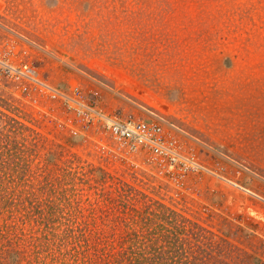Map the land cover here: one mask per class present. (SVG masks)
Returning a JSON list of instances; mask_svg holds the SVG:
<instances>
[{"label":"rangeland","instance_id":"obj_1","mask_svg":"<svg viewBox=\"0 0 264 264\" xmlns=\"http://www.w3.org/2000/svg\"><path fill=\"white\" fill-rule=\"evenodd\" d=\"M8 48L54 86L158 122L224 179L72 134L56 103L0 76V264H108L121 224H182L180 263L264 264V0H0Z\"/></svg>","mask_w":264,"mask_h":264},{"label":"built area","instance_id":"obj_2","mask_svg":"<svg viewBox=\"0 0 264 264\" xmlns=\"http://www.w3.org/2000/svg\"><path fill=\"white\" fill-rule=\"evenodd\" d=\"M0 76L33 100H50L65 115L72 134L91 130L106 137L112 150L126 155L141 153L171 174L205 172L224 179L183 150L179 141L155 121L122 117L86 99L75 87L60 88L42 79L25 60L16 59L8 48L0 51Z\"/></svg>","mask_w":264,"mask_h":264},{"label":"trees","instance_id":"obj_3","mask_svg":"<svg viewBox=\"0 0 264 264\" xmlns=\"http://www.w3.org/2000/svg\"><path fill=\"white\" fill-rule=\"evenodd\" d=\"M153 225V224H152ZM182 224H168L166 234L160 233L159 224H155L154 233L151 231L150 224H121L120 231L107 235L108 238L113 239L115 242L117 239L120 243H128V245L122 250H116L108 254V264H185L180 263L175 257V253L172 250L173 241L176 243L183 233L185 236V228ZM152 228V230H153ZM159 233L161 236H159ZM165 239L168 243V248L160 249L158 245L159 239ZM181 239V238H180ZM88 248V244L86 245ZM94 248V253L104 254L102 249H96L95 246H89ZM113 249V247H112ZM182 248H179L181 250ZM172 251V255H171ZM80 250L77 249L76 253ZM174 254V255H173ZM173 257V258H172ZM104 260L105 258H101ZM171 262V263H170ZM103 264V263H102ZM105 264V262H104Z\"/></svg>","mask_w":264,"mask_h":264}]
</instances>
